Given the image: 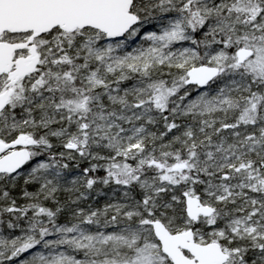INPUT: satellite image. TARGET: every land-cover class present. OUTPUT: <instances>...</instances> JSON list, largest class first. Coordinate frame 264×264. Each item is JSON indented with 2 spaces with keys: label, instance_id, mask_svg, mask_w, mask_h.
Returning <instances> with one entry per match:
<instances>
[{
  "label": "snow or ice",
  "instance_id": "snow-or-ice-1",
  "mask_svg": "<svg viewBox=\"0 0 264 264\" xmlns=\"http://www.w3.org/2000/svg\"><path fill=\"white\" fill-rule=\"evenodd\" d=\"M0 264H264V0H0Z\"/></svg>",
  "mask_w": 264,
  "mask_h": 264
}]
</instances>
